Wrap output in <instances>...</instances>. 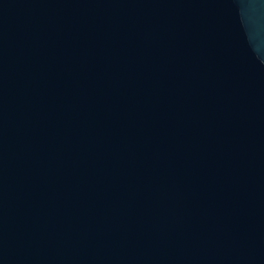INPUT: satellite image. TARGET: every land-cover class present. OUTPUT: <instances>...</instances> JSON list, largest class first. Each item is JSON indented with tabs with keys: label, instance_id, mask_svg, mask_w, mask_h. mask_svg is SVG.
I'll list each match as a JSON object with an SVG mask.
<instances>
[{
	"label": "water",
	"instance_id": "water-1",
	"mask_svg": "<svg viewBox=\"0 0 264 264\" xmlns=\"http://www.w3.org/2000/svg\"><path fill=\"white\" fill-rule=\"evenodd\" d=\"M0 264H264V0H0Z\"/></svg>",
	"mask_w": 264,
	"mask_h": 264
}]
</instances>
